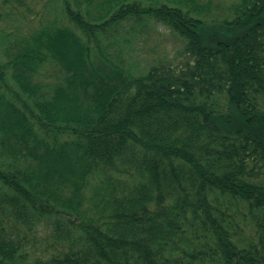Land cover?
<instances>
[{
  "label": "trees",
  "instance_id": "1",
  "mask_svg": "<svg viewBox=\"0 0 264 264\" xmlns=\"http://www.w3.org/2000/svg\"><path fill=\"white\" fill-rule=\"evenodd\" d=\"M209 13L0 0V264H264V0ZM143 20L181 59L128 61Z\"/></svg>",
  "mask_w": 264,
  "mask_h": 264
},
{
  "label": "rangeland",
  "instance_id": "2",
  "mask_svg": "<svg viewBox=\"0 0 264 264\" xmlns=\"http://www.w3.org/2000/svg\"><path fill=\"white\" fill-rule=\"evenodd\" d=\"M234 1L237 0H203L210 6V13L204 17V20H218L212 26H205L198 30L204 43L208 44L211 38L215 40L232 39L244 34L246 25L235 28L221 22L225 19L227 6ZM133 26L129 34L131 49L126 55L129 62H136L142 68L139 71L144 72L155 63L173 59L176 56L181 59L179 55L182 52L183 42L167 28L146 20L141 21L139 25H130L129 29Z\"/></svg>",
  "mask_w": 264,
  "mask_h": 264
}]
</instances>
